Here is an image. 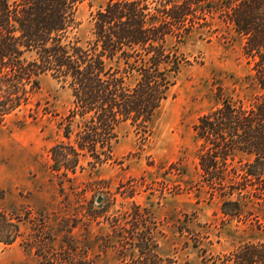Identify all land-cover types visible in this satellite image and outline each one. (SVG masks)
Instances as JSON below:
<instances>
[{"label": "trees", "instance_id": "trees-1", "mask_svg": "<svg viewBox=\"0 0 264 264\" xmlns=\"http://www.w3.org/2000/svg\"><path fill=\"white\" fill-rule=\"evenodd\" d=\"M81 1L0 0V119L32 102L42 75L68 88L72 103L60 116L61 139L50 155L51 169L69 179L82 159L95 168L113 158L119 124L149 130L187 62L180 44L198 31L235 35L248 66L246 91L219 88L217 104L194 124L198 182L227 219L264 232V0H104L85 43L71 36ZM18 221L0 210V242L20 236ZM110 226L123 256L137 251L123 264H171L153 250L156 222L146 208L133 203ZM75 229L83 230L82 239ZM64 231L55 252L34 233L37 264H89L77 256L86 257L92 246L86 221L75 217ZM107 237L100 238L102 250ZM211 259V264H264V239Z\"/></svg>", "mask_w": 264, "mask_h": 264}, {"label": "rangeland", "instance_id": "rangeland-1", "mask_svg": "<svg viewBox=\"0 0 264 264\" xmlns=\"http://www.w3.org/2000/svg\"><path fill=\"white\" fill-rule=\"evenodd\" d=\"M103 4L104 0L79 2L71 36L85 43L91 37L92 16ZM241 44L235 35L192 34L179 45L187 62L149 130L119 124L113 158L95 168L82 159V168L68 172L69 179L51 169L50 147L61 139L57 124L72 96L50 75H42L32 102L0 119V210L19 219L21 232L10 244L0 242V264H37L36 238L47 251H59L67 236L66 223L75 217L86 221L91 235L86 257L77 255L83 262L123 264L137 251L129 249L123 256L110 224L133 203L146 208L156 222L153 250L164 263L169 259L171 264H211V258L242 242L264 239V232L227 219L219 201L209 198L208 188L198 182L193 127L217 104L219 88L245 93L248 66ZM74 232L84 237L83 230ZM105 234L109 243L102 250L100 238Z\"/></svg>", "mask_w": 264, "mask_h": 264}, {"label": "water", "instance_id": "water-1", "mask_svg": "<svg viewBox=\"0 0 264 264\" xmlns=\"http://www.w3.org/2000/svg\"><path fill=\"white\" fill-rule=\"evenodd\" d=\"M100 201H101V197H98V198H97V202H100Z\"/></svg>", "mask_w": 264, "mask_h": 264}]
</instances>
